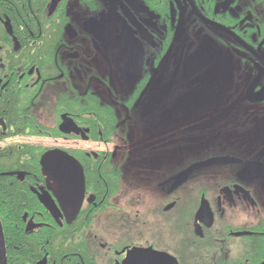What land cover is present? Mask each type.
Instances as JSON below:
<instances>
[{"label":"flooded vegetation","instance_id":"flooded-vegetation-1","mask_svg":"<svg viewBox=\"0 0 264 264\" xmlns=\"http://www.w3.org/2000/svg\"><path fill=\"white\" fill-rule=\"evenodd\" d=\"M0 155L6 264H264V0H0Z\"/></svg>","mask_w":264,"mask_h":264},{"label":"water","instance_id":"water-1","mask_svg":"<svg viewBox=\"0 0 264 264\" xmlns=\"http://www.w3.org/2000/svg\"><path fill=\"white\" fill-rule=\"evenodd\" d=\"M41 172L47 178L53 180L57 186V200L61 209L70 211L72 217L80 208L84 196V176L82 167L72 157L61 152H48L40 158ZM201 163L194 168L203 167ZM192 170V169H191ZM40 202L54 217L58 213L56 206L48 196H40ZM0 223V264H6L5 243ZM175 260L169 262L175 264Z\"/></svg>","mask_w":264,"mask_h":264},{"label":"trees","instance_id":"trees-1","mask_svg":"<svg viewBox=\"0 0 264 264\" xmlns=\"http://www.w3.org/2000/svg\"><path fill=\"white\" fill-rule=\"evenodd\" d=\"M3 165H5V162L0 155V173L2 172V168L4 167ZM5 180L6 179L0 178V216L3 222V226L5 225L6 221H8V219L5 217L11 216L15 218V216H18L17 212L19 211V208H21L22 202H26V196H24L23 193H19L16 186L11 185L10 187ZM4 234V239H6V241L10 240L11 243L15 244V246L18 247V242L20 241V238H18L19 232H13L9 235L8 231L4 230ZM24 258L25 255L18 256L17 254L11 259V264H22ZM26 259H29L28 256L26 257Z\"/></svg>","mask_w":264,"mask_h":264}]
</instances>
